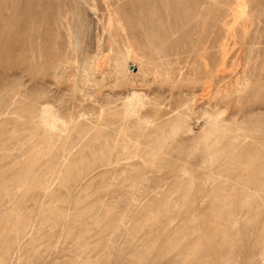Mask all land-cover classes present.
Here are the masks:
<instances>
[{
  "label": "rangeland",
  "instance_id": "obj_1",
  "mask_svg": "<svg viewBox=\"0 0 264 264\" xmlns=\"http://www.w3.org/2000/svg\"><path fill=\"white\" fill-rule=\"evenodd\" d=\"M0 264H264V0H0Z\"/></svg>",
  "mask_w": 264,
  "mask_h": 264
},
{
  "label": "bare ground",
  "instance_id": "obj_2",
  "mask_svg": "<svg viewBox=\"0 0 264 264\" xmlns=\"http://www.w3.org/2000/svg\"><path fill=\"white\" fill-rule=\"evenodd\" d=\"M240 80V79H239ZM241 84V83H240ZM131 97H133L132 98V100H131V102H127L128 103V106H127V111H128V113L130 114V112H134V110L132 111V109H133V107H138L137 105H139L138 103H139V101H141L140 100V96H138V95H136V94H134V95H132ZM130 99V98H129ZM141 104V103H140ZM143 105V104H142ZM140 106V105H139ZM135 109V108H134ZM126 110V109H125ZM126 112V111H125ZM213 118V117H212ZM148 123V122H147ZM256 149V148H255ZM251 162V161H250ZM251 166V165H250ZM252 167V166H251ZM254 167V166H253ZM253 169V168H252ZM263 250V249H262Z\"/></svg>",
  "mask_w": 264,
  "mask_h": 264
}]
</instances>
